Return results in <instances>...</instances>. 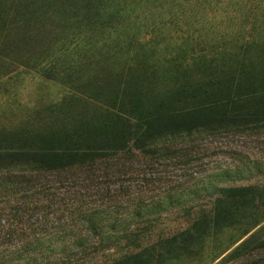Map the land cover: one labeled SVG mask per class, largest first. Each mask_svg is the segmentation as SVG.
I'll use <instances>...</instances> for the list:
<instances>
[{"label": "trees", "instance_id": "obj_1", "mask_svg": "<svg viewBox=\"0 0 264 264\" xmlns=\"http://www.w3.org/2000/svg\"><path fill=\"white\" fill-rule=\"evenodd\" d=\"M26 76L66 94L0 121V264L264 254V186H206L209 208L157 235L140 226L167 219L170 199L120 205L126 177L264 136V0H0V89Z\"/></svg>", "mask_w": 264, "mask_h": 264}, {"label": "rangeland", "instance_id": "obj_2", "mask_svg": "<svg viewBox=\"0 0 264 264\" xmlns=\"http://www.w3.org/2000/svg\"><path fill=\"white\" fill-rule=\"evenodd\" d=\"M65 94L66 91L55 82L38 76L23 77L17 83L7 85L6 90L0 89V121L5 118L15 120L34 107L57 103ZM203 149L192 157L188 168L154 166L155 171L146 175V180L137 176L126 177L128 194L124 197L125 204L119 203L126 209L139 202L151 207L160 200H171L169 207L164 204L161 208L163 213L167 212V219L163 217L151 226L141 224V230L149 229L154 235L167 233L179 226L185 210L193 215L200 209H208L212 198L205 192L206 186L216 189L264 186V136H222L207 142ZM150 177L153 180L147 181ZM114 255L115 250L99 254L95 262L111 259ZM252 264H264V254Z\"/></svg>", "mask_w": 264, "mask_h": 264}]
</instances>
